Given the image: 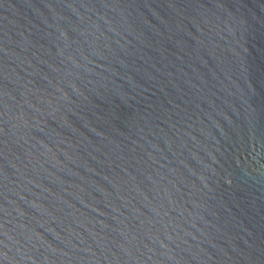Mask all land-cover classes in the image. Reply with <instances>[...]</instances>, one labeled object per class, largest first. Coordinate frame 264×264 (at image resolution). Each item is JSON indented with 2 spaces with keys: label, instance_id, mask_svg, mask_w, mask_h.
Instances as JSON below:
<instances>
[{
  "label": "water",
  "instance_id": "1",
  "mask_svg": "<svg viewBox=\"0 0 264 264\" xmlns=\"http://www.w3.org/2000/svg\"><path fill=\"white\" fill-rule=\"evenodd\" d=\"M0 264H264V0H0Z\"/></svg>",
  "mask_w": 264,
  "mask_h": 264
}]
</instances>
